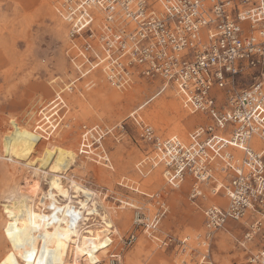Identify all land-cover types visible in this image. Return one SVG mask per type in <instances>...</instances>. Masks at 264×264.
I'll use <instances>...</instances> for the list:
<instances>
[{"label":"built area","instance_id":"2783aa9c","mask_svg":"<svg viewBox=\"0 0 264 264\" xmlns=\"http://www.w3.org/2000/svg\"><path fill=\"white\" fill-rule=\"evenodd\" d=\"M54 10L68 25L64 54L74 78L100 70L112 87L124 89L137 72L159 79L158 93L171 84L189 112L203 115V123L184 138L159 133L137 110L127 116L144 143L145 160L161 167L169 188L188 181L194 204L206 192L225 198L203 209L204 232L198 236L203 251L196 264L212 263L211 240L219 230L230 233L229 218L249 222L243 239L253 240L264 221V0H58ZM74 83L69 80L64 88ZM92 85L88 80L86 86ZM67 112L57 88L38 107L33 131L49 138L65 126ZM124 132L122 122L81 124L78 151L108 168L106 138ZM133 189L153 204L151 212L142 203L131 207L134 228L160 247L176 241L180 252L191 251L185 237L160 230L168 210L165 197ZM136 239L131 231L124 243ZM120 259L113 254L110 264ZM247 261L264 264V244Z\"/></svg>","mask_w":264,"mask_h":264},{"label":"rangeland","instance_id":"374dc122","mask_svg":"<svg viewBox=\"0 0 264 264\" xmlns=\"http://www.w3.org/2000/svg\"><path fill=\"white\" fill-rule=\"evenodd\" d=\"M57 1L0 0V140L2 134L10 129L11 120L20 126L33 127L38 107L52 97L53 91L57 88L61 90L66 82L75 76L64 54L68 41L66 31L63 32L62 28L64 23L55 14ZM60 32L65 36H61ZM91 75L76 81L71 94L67 95V92L71 91H63L68 104V125L50 136L57 139L63 137L61 146L74 151L82 161H87L84 168L75 164L68 172L73 173L78 182L99 191L104 204L108 206L107 210L111 212L113 222L119 227V235L111 236L104 244L103 252L91 255L88 264H110L113 254L120 255V264H196L200 252L203 251L202 245L196 244L199 240L198 234L202 235L204 232L203 209L212 202V198L206 192V198L194 204L188 197V181L182 183L179 188L171 189L162 178L161 183L168 187L166 190L158 186L155 180L147 181L146 177L151 174H148L145 146L127 116L138 109L136 113L150 122L159 133L178 134L184 138L197 125V120H203V115L195 112L198 119L181 122L185 134L176 133L173 97H164V92H161L160 96L141 108L140 102L143 99L134 102L118 100L108 92H99L100 84L91 78ZM242 79L246 83L249 81L248 76H242ZM88 80L92 81V86H86ZM136 85H140L150 95L160 88V80L136 75L129 86L117 89L105 79L106 88L120 95H124ZM80 92L83 93L84 99L78 96ZM78 97H82V107L76 103ZM179 105L183 106L181 99ZM183 108L185 112H189L184 106ZM119 122L124 124L125 132L120 136H109L105 141L111 160L108 168L96 162L95 164L79 153L81 124L116 125ZM139 162L141 164L137 166ZM22 167L24 169L21 171H13L6 160L0 159V251L5 244L2 224L6 212L2 203L5 196L11 195L9 188L31 176L30 169L25 170V167ZM137 167L142 168L143 173L138 172ZM43 183L45 185L44 181ZM124 184L127 186H123ZM135 187L137 191L159 192L165 197L168 210L160 222V230L170 232L177 238L185 237L191 251L181 253L175 245L176 241L160 247L143 231L134 228L132 205L125 204L126 202H132L135 206V203H142L148 212L153 211L151 199L136 192L133 189ZM247 224L241 225L229 218L227 227L231 228L230 233L219 230L214 234L210 243L211 264H252L247 261L248 254L264 244V221L260 232L251 241L243 239ZM131 231L136 232L137 239L128 246L124 239ZM237 241L246 248L241 247Z\"/></svg>","mask_w":264,"mask_h":264},{"label":"bare ground","instance_id":"6f19581e","mask_svg":"<svg viewBox=\"0 0 264 264\" xmlns=\"http://www.w3.org/2000/svg\"><path fill=\"white\" fill-rule=\"evenodd\" d=\"M62 22L68 41V25ZM63 32H60L61 36ZM136 75L137 72L134 73ZM104 77L100 70L91 75L100 84L99 92H108L118 100L134 102L143 99L140 102L141 108L160 96L161 92H164V97H173L176 133L185 134L181 122L198 119L196 113L185 112L183 106L179 105L180 97L171 84H166L160 93L155 90L148 95L144 88L136 85L120 95L106 88ZM73 80L78 81L76 78ZM66 88L68 90L63 86L62 92L71 91L67 95L73 92L74 87L67 85ZM80 93L78 96L84 99L83 93ZM82 97L76 99L77 105L81 107ZM201 123L203 121L197 124ZM9 127L0 140V159L6 160L13 171H21L24 169L22 166L25 170L30 169L31 176L9 188L11 195L5 196L2 203L6 214L2 224L5 244L0 251V264H88L91 255L103 252L104 244L111 236L119 235V227L113 222L111 212L107 210L108 206L104 204L99 191L78 182L73 173L68 172L75 164L84 168L87 161H82L74 151L61 146L63 137L42 139L33 131V127L20 126L14 120L9 122ZM148 166V174L151 175L146 177L147 181L155 180L158 186L166 190L168 187L161 183V167H153L150 163ZM208 194L212 202L225 201L220 195ZM125 204L135 206L129 201Z\"/></svg>","mask_w":264,"mask_h":264},{"label":"crops","instance_id":"0c3cea01","mask_svg":"<svg viewBox=\"0 0 264 264\" xmlns=\"http://www.w3.org/2000/svg\"><path fill=\"white\" fill-rule=\"evenodd\" d=\"M201 121H203V120H197V123H199V122H201ZM197 123H196V124H197Z\"/></svg>","mask_w":264,"mask_h":264}]
</instances>
